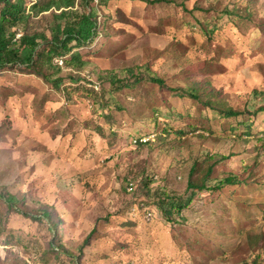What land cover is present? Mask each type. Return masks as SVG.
I'll list each match as a JSON object with an SVG mask.
<instances>
[{
    "label": "rangeland",
    "instance_id": "374dc122",
    "mask_svg": "<svg viewBox=\"0 0 264 264\" xmlns=\"http://www.w3.org/2000/svg\"><path fill=\"white\" fill-rule=\"evenodd\" d=\"M90 5L72 98L0 71V192L30 212L0 196V264H264V0Z\"/></svg>",
    "mask_w": 264,
    "mask_h": 264
},
{
    "label": "trees",
    "instance_id": "16d2710c",
    "mask_svg": "<svg viewBox=\"0 0 264 264\" xmlns=\"http://www.w3.org/2000/svg\"><path fill=\"white\" fill-rule=\"evenodd\" d=\"M86 1L82 5L84 11L76 9L77 0H37L30 8L25 0H0L3 8L0 11V71L9 65H21L27 73L45 79L48 82L54 83L59 91H63V80L53 78L58 70L62 68L56 64L57 58L67 57L73 52L74 43L82 45L83 43H91L98 36V18L94 13L93 8H89L94 0ZM149 4L165 2L166 0H140ZM30 10V11H29ZM47 13L51 11L53 23L50 26L51 37L46 32H41L35 28L37 24L34 12ZM23 29L24 33L20 38H16L19 29ZM80 63L78 58L71 61L66 60V64L76 65ZM79 83V79L75 80ZM153 82L163 84V80L155 77ZM75 83V82H74ZM82 85L66 88L63 93H66L68 99L81 89ZM192 97L198 99L199 88L193 87L189 90ZM231 114H236L233 110ZM134 145H141L134 144ZM238 184L239 180L236 176L230 175L223 179L217 188H221L224 184ZM203 186H207L202 184ZM195 184L190 181L189 187H194ZM0 196L5 198L9 203V207L17 206L18 209L27 215L30 212L19 207L17 204L18 197L9 192L2 193ZM176 207V206H175ZM183 205H178L176 210L180 213ZM172 211H167V215H171ZM53 213L44 209L42 217L52 219ZM57 226V225H55Z\"/></svg>",
    "mask_w": 264,
    "mask_h": 264
},
{
    "label": "built area",
    "instance_id": "2783aa9c",
    "mask_svg": "<svg viewBox=\"0 0 264 264\" xmlns=\"http://www.w3.org/2000/svg\"><path fill=\"white\" fill-rule=\"evenodd\" d=\"M21 35H22V34H19L17 37L20 38ZM18 38H17V39H18ZM57 63L60 64L61 66H65V65H66V60H65L64 57H62V58L57 59ZM95 88H97V86H95ZM156 137H157V134H151L150 137H146V136L143 137V136H140V137H138V138L133 139V142H134L135 144H139V143H140V144H146V143H148V142L151 141V140H155ZM131 184H132V183H131Z\"/></svg>",
    "mask_w": 264,
    "mask_h": 264
}]
</instances>
